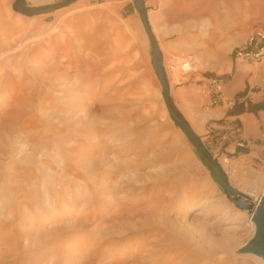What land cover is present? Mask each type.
Instances as JSON below:
<instances>
[{
	"label": "rangeland",
	"instance_id": "374dc122",
	"mask_svg": "<svg viewBox=\"0 0 264 264\" xmlns=\"http://www.w3.org/2000/svg\"><path fill=\"white\" fill-rule=\"evenodd\" d=\"M14 2L0 0V11L17 28L11 40L0 42V60L16 79L0 91V121L11 97L22 100L17 116L0 127V188L8 174L12 191L11 201L0 203V252H18L12 256L22 264H255V257L264 259L242 250L254 236L248 211L231 202L234 195H225L217 171L170 119L154 48L133 0H77L32 17L14 11ZM170 3L143 0L171 101L228 184L260 195L264 181L252 185L251 175L264 177V122L247 146L248 135L236 123L209 118L200 127L197 118L220 106L217 97L229 76L223 67L236 61L233 49L252 30L264 29V0H242L236 10L210 7L190 26L158 21ZM54 28L56 46L43 60L57 64L48 69L37 43ZM184 33L188 36L181 37ZM93 34L98 39L88 43L85 38ZM125 37L131 48L127 42L119 45ZM195 51L201 67L189 75L179 79L166 69L171 59ZM12 154H20L17 164ZM192 175L204 177L195 190L207 198L187 204L189 196L180 202L162 196L164 217L181 223L185 218L188 226L204 220L215 240L238 225L247 232L234 246H217L211 254L194 249L187 260L176 256L172 239L147 207L132 213V190L149 194L164 182L166 188L177 185L180 194L181 185L191 189ZM17 223L21 237L11 244Z\"/></svg>",
	"mask_w": 264,
	"mask_h": 264
},
{
	"label": "bare ground",
	"instance_id": "6f19581e",
	"mask_svg": "<svg viewBox=\"0 0 264 264\" xmlns=\"http://www.w3.org/2000/svg\"><path fill=\"white\" fill-rule=\"evenodd\" d=\"M217 6L219 9L230 8L232 10H236L237 8L242 6V0H171L170 6H168L160 19L158 20L161 23L165 22H175L181 23L184 25L190 26L193 21L196 20V17L201 14L203 11L208 10L210 7ZM226 14V11H224ZM151 17V16H150ZM153 17H151L152 20ZM16 27L10 23L8 19L3 15L2 11H0V42L11 40L14 35L17 34ZM56 29H52L50 32V36H46L44 38H40L37 43L38 49H41L43 52V57L41 61H47V68H53L54 64H57L55 60H43L46 56L52 53L53 49L56 46V43H53V36H56L57 33H54ZM153 31H156V27H153ZM52 33V34H51ZM54 33V34H53ZM165 33L163 31L162 35ZM157 37L159 36L158 33ZM188 34H182L181 37H187ZM88 40V43L96 42L98 36L95 34L85 38ZM124 42H127V46L129 48L132 47V43L129 41L128 37H125L124 40L120 41L119 45H123ZM1 46V45H0ZM117 49V46L116 48ZM118 52V50H116ZM1 54V53H0ZM196 60V66L201 67V57L199 52L195 51L192 54ZM42 56V55H41ZM114 56V53H113ZM40 61V62H41ZM62 61V60H60ZM58 64H63V62H58ZM4 60H0V91L7 90L14 86L16 82H14L15 76L7 71V69L3 66ZM208 67V66H207ZM214 68L213 66H209ZM18 70L21 69L20 66L17 67ZM216 69V68H214ZM221 71V69H216ZM173 74V73H172ZM5 103V102H4ZM22 104L21 98H10V103L4 105V109H2L1 113V125L6 124L12 118L17 116L18 109ZM214 115L213 109L210 111H206L200 114L197 118V125L202 126L205 121L209 118H212ZM176 147L179 145L178 142L173 143ZM173 145V146H174ZM13 155V163H18L21 159L20 154H12ZM253 182L252 185L258 184L261 181H264V177L251 175ZM189 181L192 182L191 189H187L185 185H181L180 194H176L177 185H174L170 188L165 187L164 182H160L154 186L155 190L150 191L149 194H145V190L138 194H134V190H132V213L136 210H144L146 207L148 208V214L151 217H155L157 221L164 226V232L167 233L168 237L172 239L170 242L171 246L175 249L176 256L181 259V257L186 258L187 260L191 257V253L194 249L199 250L200 252H206V254H211L217 246H234L239 241V237L247 232L246 226L238 225L233 227V229H226L223 232L225 233L223 239L215 240L214 236L210 234L203 224L204 220L199 221L198 219L194 221V223L188 226L185 218L184 222L181 223L179 221H174L169 218L164 217L165 206L163 205V201L161 199L162 196H166V198L172 199L174 202L181 201V199H185V196H189L188 202L184 201L180 205L184 207V204L187 202L190 203L193 200L196 201L198 199H206L207 194L198 193L195 188L203 185L204 177L197 175H192L189 177ZM11 177L6 174L5 183L0 188V203L4 205L11 201ZM254 187L251 189L253 190ZM260 195L264 196V186L260 188ZM138 207V209H137ZM135 210V211H133ZM4 210L0 209V214H2ZM204 216V215H203ZM179 222V223H178ZM249 230L253 233L255 232L256 226L255 223L250 219L248 221ZM16 229L14 236L9 240L11 244H16L19 241L20 232H19V224H16ZM199 234V236H198ZM18 253V252H17ZM11 253L10 249L5 248L2 252H0V264H22V261H18L19 254ZM12 255H16L13 257ZM11 256V257H10ZM255 264H264V259L260 257L254 258Z\"/></svg>",
	"mask_w": 264,
	"mask_h": 264
},
{
	"label": "water",
	"instance_id": "95a60500",
	"mask_svg": "<svg viewBox=\"0 0 264 264\" xmlns=\"http://www.w3.org/2000/svg\"><path fill=\"white\" fill-rule=\"evenodd\" d=\"M77 0H62L54 4H46L37 7H30L26 4V0H15L13 9L14 11L21 13L22 15L32 17L42 13H47L50 11L58 10L64 8ZM136 9L139 12L141 20L143 22L144 28L150 38L152 46L154 48V68L157 78L161 85V96L163 98L164 104L168 111L170 119L177 124L191 139V141L196 145L202 154L203 158L207 161L211 169H215L220 178L221 184L223 186V191L225 195L229 198L231 195L234 197L231 202L241 210H246L249 213V218L255 223L256 229L254 236L249 242H247L242 250L244 252H249L261 256L264 258V196L257 195L252 196L241 192L237 189L232 188L224 175L222 168L216 159L212 156L210 151L204 146L200 137L193 131L187 121L179 117L176 110L174 109V104L170 98V89L168 86V81L165 75V70L162 64V56L159 51L158 45L154 39L151 32V28L147 19L146 9L143 4V0H133Z\"/></svg>",
	"mask_w": 264,
	"mask_h": 264
},
{
	"label": "crops",
	"instance_id": "0c3cea01",
	"mask_svg": "<svg viewBox=\"0 0 264 264\" xmlns=\"http://www.w3.org/2000/svg\"><path fill=\"white\" fill-rule=\"evenodd\" d=\"M223 72L229 74L228 79L222 84V100L219 107H214L213 119L225 117L229 123H239L242 129V135L246 133L248 137L245 139V145H249V138L256 135V126L264 122V110H260L257 114L244 112L238 115H226L230 100H234L236 95L245 89L247 93L240 99H248L253 103L264 101V64H248L241 61H234L230 65L225 64ZM232 129V126H229Z\"/></svg>",
	"mask_w": 264,
	"mask_h": 264
},
{
	"label": "built area",
	"instance_id": "2783aa9c",
	"mask_svg": "<svg viewBox=\"0 0 264 264\" xmlns=\"http://www.w3.org/2000/svg\"><path fill=\"white\" fill-rule=\"evenodd\" d=\"M233 57L237 61L248 64H264V29L256 28L252 30L232 51ZM196 60L192 54L179 56L171 59L166 69L175 74L179 79L192 73L196 68ZM216 89L220 92V84H216ZM221 93V92H220ZM218 101L222 100V95H218ZM233 100L228 102L229 107Z\"/></svg>",
	"mask_w": 264,
	"mask_h": 264
},
{
	"label": "trees",
	"instance_id": "16d2710c",
	"mask_svg": "<svg viewBox=\"0 0 264 264\" xmlns=\"http://www.w3.org/2000/svg\"><path fill=\"white\" fill-rule=\"evenodd\" d=\"M224 77H226V80L228 79L227 78L228 76H224ZM246 93H247V89H245L244 91H242L236 95L235 99L233 100V104L228 109L226 115H228V116L229 115H238V114H241L244 112L257 114L260 110H264V101L259 102V103H253L248 99L241 100L240 98L245 96ZM174 109L176 110L179 117H182L181 112L178 110V108L176 106H174ZM236 124L239 126V123H236ZM238 150H239V148H238Z\"/></svg>",
	"mask_w": 264,
	"mask_h": 264
}]
</instances>
